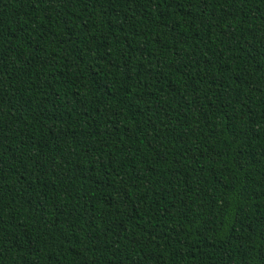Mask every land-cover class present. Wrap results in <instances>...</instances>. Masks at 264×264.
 Listing matches in <instances>:
<instances>
[{
    "label": "trees",
    "instance_id": "obj_1",
    "mask_svg": "<svg viewBox=\"0 0 264 264\" xmlns=\"http://www.w3.org/2000/svg\"><path fill=\"white\" fill-rule=\"evenodd\" d=\"M0 264H264V0H0Z\"/></svg>",
    "mask_w": 264,
    "mask_h": 264
}]
</instances>
